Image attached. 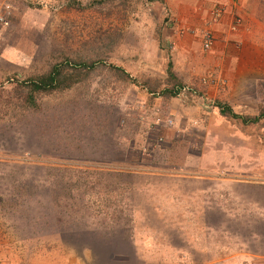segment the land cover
<instances>
[{"label": "rangeland", "instance_id": "obj_1", "mask_svg": "<svg viewBox=\"0 0 264 264\" xmlns=\"http://www.w3.org/2000/svg\"><path fill=\"white\" fill-rule=\"evenodd\" d=\"M170 16L0 0V264H264V115L219 111L264 113V54L211 97L216 68L165 71Z\"/></svg>", "mask_w": 264, "mask_h": 264}, {"label": "crops", "instance_id": "obj_2", "mask_svg": "<svg viewBox=\"0 0 264 264\" xmlns=\"http://www.w3.org/2000/svg\"><path fill=\"white\" fill-rule=\"evenodd\" d=\"M253 0H164L171 17H175L174 26L167 35L174 36L170 45L169 58L172 72L186 76L190 69L197 66L216 68L214 72L224 81V87L206 86L211 97L225 96L233 82L242 81L245 76L233 70L237 63H255L249 57L263 58L264 54V18L256 13L252 6ZM215 11L218 16L213 18ZM238 18L231 27L232 19ZM171 31V32H170ZM204 31L210 33L212 43L207 51L201 48V36ZM230 69L234 72H230ZM226 93V94H227ZM230 97V96H228ZM120 172L121 170L111 169ZM123 171V170H122ZM121 171V172H122ZM126 172V171H125ZM178 171L170 172L169 176H180Z\"/></svg>", "mask_w": 264, "mask_h": 264}, {"label": "built area", "instance_id": "obj_3", "mask_svg": "<svg viewBox=\"0 0 264 264\" xmlns=\"http://www.w3.org/2000/svg\"><path fill=\"white\" fill-rule=\"evenodd\" d=\"M216 16H218V11H215V13L213 14V18H216ZM237 21H238L237 17H234L232 19V24H231L232 28L235 25L234 23H236ZM211 43H212V37H211L210 33L207 32V31H204L202 33V36H201V47H202V50L203 51H207L210 48ZM213 74H214L213 71L207 72V75L202 78V82L203 83L213 82V81L215 82L216 79H215V75H213ZM153 115H154V117H153L152 121H153L154 124L163 123V122H161L162 121V119L160 118L161 115H160L159 110L157 108H155L153 110ZM163 119H164L165 122H171L170 118H168V117H165Z\"/></svg>", "mask_w": 264, "mask_h": 264}, {"label": "trees", "instance_id": "obj_4", "mask_svg": "<svg viewBox=\"0 0 264 264\" xmlns=\"http://www.w3.org/2000/svg\"><path fill=\"white\" fill-rule=\"evenodd\" d=\"M169 67H170V63L167 62V65H166V68H167V72L169 73ZM52 83H54V79L52 77V72L49 74V80L47 81V83H44V84H35L36 87H40V86H45V84L47 85H51ZM219 106V105H218ZM219 111L220 113H224V112H227V114L232 117V118H238L243 124L245 123H253V122H256L261 116L264 115V113H260L259 115H255V116H252V117H247V116H242V115H239V114H236L234 113L229 107L227 106H219ZM90 248V247H88Z\"/></svg>", "mask_w": 264, "mask_h": 264}]
</instances>
